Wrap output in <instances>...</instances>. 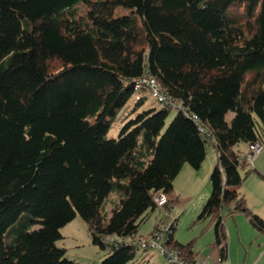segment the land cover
I'll use <instances>...</instances> for the list:
<instances>
[{
	"label": "trees",
	"instance_id": "obj_1",
	"mask_svg": "<svg viewBox=\"0 0 264 264\" xmlns=\"http://www.w3.org/2000/svg\"><path fill=\"white\" fill-rule=\"evenodd\" d=\"M142 74L209 135L181 109L165 126L167 105L108 137ZM207 139L217 158L195 221L214 226L225 254L223 210L264 230L239 191L256 169L236 146L264 143V0H0V264H80L55 244L76 214L109 249L102 264L133 259L135 241L160 226L138 234L154 195L172 189L183 164L201 166ZM177 219L165 244L194 261L192 240L174 237Z\"/></svg>",
	"mask_w": 264,
	"mask_h": 264
},
{
	"label": "rangeland",
	"instance_id": "obj_2",
	"mask_svg": "<svg viewBox=\"0 0 264 264\" xmlns=\"http://www.w3.org/2000/svg\"><path fill=\"white\" fill-rule=\"evenodd\" d=\"M77 6L80 11H84L86 8L83 3H79ZM119 12H127V10L120 8ZM138 90H140L138 95H143L144 101L138 103V97L134 93L111 121L107 131L108 137H116L118 135L120 127L123 125L126 118L134 116L137 112L146 108L160 107V104L148 89L136 87V91ZM123 110L126 112L125 115L123 114ZM176 112L177 108L172 107L168 109L165 126ZM233 114L234 112L231 110L226 113L228 121H230ZM205 145L206 155L203 162L199 168H194L193 170L195 173L198 172L199 174L194 177L186 174V177L180 179L182 175H185L183 174L185 173L183 170L179 176L174 178V180H180L176 182L175 187H172L170 191L165 193L168 198L165 206H158L150 212L149 216L140 225L138 234L147 235L156 222L161 220L160 225H168L177 217L174 236L182 242L196 237L195 248L199 250V259L208 257V260L216 262V259L221 255V244L216 240L214 226H209L202 233L203 224L195 221L197 214L200 212L210 194V172L216 163V150L213 143L207 139ZM236 146L243 150L247 148L246 143L243 141L237 143ZM260 156L261 169L259 167L258 169L262 175L257 172L251 173L239 187V191L247 195L248 201L253 209H258L259 212L264 213V149ZM185 165L190 164L186 163ZM116 199V193H111L105 200L103 209L105 219V214L111 213L110 208L113 201ZM222 214L226 234L225 242L227 243L228 252L226 259L227 264L229 262L237 264L264 263V253L262 254L259 250L260 248H264V234H260L249 222L248 217L241 212H234L233 215H228L229 213L223 210ZM31 227L36 226L32 225ZM60 232L62 236L55 240V244L65 247L66 256L76 259L80 264H102V258L109 252L107 247H102L98 243L93 242L89 235L87 224L79 214H76L71 220L61 226ZM76 238L79 239V242ZM124 264L168 263L157 247H137L135 250V257Z\"/></svg>",
	"mask_w": 264,
	"mask_h": 264
},
{
	"label": "built area",
	"instance_id": "obj_3",
	"mask_svg": "<svg viewBox=\"0 0 264 264\" xmlns=\"http://www.w3.org/2000/svg\"><path fill=\"white\" fill-rule=\"evenodd\" d=\"M137 87H144L148 89L151 94L155 97L160 106H172L173 108L181 109L186 115H190L198 124V130L209 135L208 130L198 122V118L195 114L189 113L188 110L182 105L178 100L172 99L169 94L159 85L154 77H151L147 74H142L138 77L133 78ZM264 149V143L256 140L247 145L246 149H242L239 152V155L246 159L249 166L254 165V160L257 155H259ZM168 198L166 194L162 191H158L154 195V202L157 206H162L167 202ZM172 228L170 224L160 225L159 228L153 231L148 237H140L135 241L137 247L148 248V247H157L161 254L164 256L168 264H208L204 258L198 260L190 261L185 256H183L176 248H170L165 244L166 236L171 233ZM106 240L113 241L112 236H106ZM224 240L222 241V244ZM224 254H221L216 263L221 262ZM228 264H237L229 262Z\"/></svg>",
	"mask_w": 264,
	"mask_h": 264
},
{
	"label": "crops",
	"instance_id": "obj_4",
	"mask_svg": "<svg viewBox=\"0 0 264 264\" xmlns=\"http://www.w3.org/2000/svg\"><path fill=\"white\" fill-rule=\"evenodd\" d=\"M142 89L144 88V87H141ZM136 91V90H135ZM139 92H140V90H138V91H136V92H134L136 95H137V97H139L140 95H138L139 94ZM126 110V109H125ZM125 110H123V114L125 115L126 114V112H125ZM228 112V111H227ZM226 112V113H227ZM225 116H226V114H225ZM262 153V152H261ZM260 153V154H261ZM260 154L255 158V160H254V165H253V167L256 169V171H253V172H257L258 174H260V175H262V173L260 172V170L258 169V167L260 168L261 167V156H260ZM216 158H217V153H216ZM214 163V162H213ZM186 164V163H185ZM185 164H183V166L181 167V169H180V171L177 173V175L175 176V178L177 177V176H179V174H181V172H183V170H184V172L185 173H183V174H185V175H182L181 177H180V179L181 178H184V177H186V174H189L190 176H196L197 174H199L198 172H194L193 170H194V167L192 166V167H189V166H191V165H185ZM188 164V163H187ZM212 165H214V164H212ZM256 166H257V168H256ZM213 167V166H212ZM261 169V168H260ZM253 172H251V173H253ZM250 173V174H251ZM249 174V175H250ZM248 175V176H249ZM190 176H188V177H190ZM247 176V177H248ZM247 177L245 178V180L247 179ZM180 179H175V180H173V187H175L176 186V182H179V180ZM244 180V181H245ZM243 184V183H242ZM241 184V185H242ZM111 193H116V196H117V199L115 200V201H113V204H112V206H111V212H112V209H113V207H114V205H116L117 203H118V201H119V197H120V192H118L117 190H113ZM111 193H109L108 195H107V197L105 198V200L108 198V196H110V194ZM242 193V192H241ZM242 194H244V196H245V198H246V201H247V206L249 207V209L251 210V213H254V214H257L260 218H262L263 220H264V213L263 212H259V210L257 209H253L252 208V206H251V204L249 203V201H248V197H247V195L245 194V193H242ZM105 200H104V202H105ZM103 209H104V203H103ZM263 209V208H262ZM103 211V210H102ZM236 212H241V211H236ZM104 213V212H103ZM228 213V212H227ZM241 213H243V212H241ZM111 214V213H110ZM110 214H105L106 215V218L108 217V216H110ZM243 214H245V213H243ZM228 215H233V214H228ZM246 215V214H245ZM247 216V215H246ZM248 217V216H247ZM248 220H249V222L251 223V221H250V219H249V217H248ZM223 224H224V221H223ZM252 224V223H251ZM253 225V224H252ZM211 226V225H210ZM254 226V225H253ZM257 230H258V232L260 233V234H264V230H261V229H259L258 227H256V226H254ZM208 228V227H207ZM206 228V229H207ZM205 229V230H206ZM205 230H201V232L203 233ZM62 234V233H61ZM174 234V233H173ZM179 242H181V243H186V242H188V241H190V240H192V248H193V250H194V252H196V255H195V260H198L199 259V257H198V254H199V250L198 249H196L195 248V240H196V237H192V239H190V240H188V241H186V242H182V241H180L176 236H174ZM226 237V236H225ZM76 240L79 242V239L78 238H76ZM63 247V246H62ZM260 251H261V253L263 254L264 253V248H260L259 249ZM227 243H226V249H225V254H224V256H223V259H222V261L221 262H212V260H208V257H202V258H204L205 259V261L207 262V263H209V264H227V262H226V259H227ZM261 259V258H260ZM260 259H259V261H260ZM189 260V259H188ZM261 264H264V263H261Z\"/></svg>",
	"mask_w": 264,
	"mask_h": 264
}]
</instances>
